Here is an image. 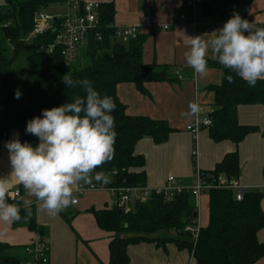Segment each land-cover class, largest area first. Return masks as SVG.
<instances>
[{
    "label": "trees",
    "instance_id": "16d2710c",
    "mask_svg": "<svg viewBox=\"0 0 264 264\" xmlns=\"http://www.w3.org/2000/svg\"><path fill=\"white\" fill-rule=\"evenodd\" d=\"M253 0H199L201 14L216 23H225L233 13L246 19ZM66 0H5L0 13V140L9 130H15L21 142L34 146L38 138L26 134L27 122L40 116L42 110L71 102L75 96H84L82 85L68 88L63 82L65 75L73 80L92 82L101 96H110L116 105L111 114L115 117L114 153L93 173H103L108 179L107 188H141L145 186L144 157L134 153L135 145L148 138L155 145L167 141L172 132L166 120L147 116H131L116 94L118 85L131 84L142 96H149L146 85L174 81L169 67L143 62L145 34L127 39L126 45L114 38L113 20L115 8L112 2L102 3L98 9V33L101 41L96 52L84 51L89 64L76 67L66 64L58 51L47 53L40 50L52 43L53 33L28 37L33 28L34 15L49 5L64 4ZM192 8H190V11ZM257 27L264 25L256 24ZM4 42L11 45V55L6 54ZM23 57L25 68L19 67ZM76 61V60H75ZM211 67L221 73L220 83L208 89L214 94L213 111L207 115L210 125L206 127L213 143L230 141L238 145L247 135L258 132L257 127L240 125L237 108L241 105H264V80L250 86L235 73L225 69L215 59ZM233 77L229 83L228 76ZM21 95L15 98L16 91ZM192 167L196 163L192 158ZM205 181L223 178L237 181L239 177L238 153L223 156L212 170L200 171ZM102 183V182H101ZM22 188L23 185L20 184ZM207 210L205 221L200 225L197 239L183 232L196 214L193 197L183 192L170 202L151 197L139 203L136 212L118 214L117 210L89 209L96 225L103 231L113 233L108 245V264H128L127 248L144 242L163 245L172 242L178 249L191 254L195 264H256L264 257V241L258 236L264 231V212L261 201L264 192H244L241 201H235L234 192L216 184H210L204 194ZM8 196L9 203H17ZM67 223L71 217L61 214ZM21 219L13 226H26L42 235V228L33 218V212L20 207ZM176 234L179 239L154 238L157 233ZM129 234L119 238L118 234ZM11 247L0 242V264H22L21 260L6 255Z\"/></svg>",
    "mask_w": 264,
    "mask_h": 264
},
{
    "label": "crops",
    "instance_id": "0c3cea01",
    "mask_svg": "<svg viewBox=\"0 0 264 264\" xmlns=\"http://www.w3.org/2000/svg\"><path fill=\"white\" fill-rule=\"evenodd\" d=\"M69 1L93 2L98 6L112 2L115 8L113 26L138 27L140 29L138 34L146 35L143 62L166 65L174 77L172 82L147 84L149 96L140 95L131 84L118 85L116 89L117 97L126 106L129 115L166 120L172 130L163 144L155 145L150 139L144 138L135 145L134 153L144 157L145 187H161L168 177H173L174 186L177 188L192 185L194 169L191 153L195 149L196 168L199 171L212 170L225 154L237 151L238 185L245 192H262L264 105H241L237 108L238 123L255 126L258 129V132L247 135L238 145L230 141L213 143L208 138L206 128L200 129L196 138H193L186 130L196 116H207L213 111L214 94L208 87L217 86L221 79L220 71L211 67L209 63L214 60L211 54L207 58V72L203 77L195 75L193 69L187 66L184 53L188 48L189 37L202 35L205 40L211 39L217 34L214 31L222 28L224 23H216L203 17L200 7L198 16L194 9L190 11L185 0ZM3 5L4 2L0 6V13L4 10ZM57 5H61L63 13L67 12L66 5ZM183 14L186 15H184L185 20L180 22L179 17ZM149 20L159 26L167 25L170 28L153 30L147 27ZM192 20L194 26L191 25ZM256 24L264 25V23ZM119 42L126 45L127 39ZM192 103L198 105L197 113L192 112L190 108ZM16 137V131L9 130L0 140V178H6L9 182L7 194L9 197H12L16 190L19 191V196L15 200L22 209H31L35 223L42 228L41 237L47 245L48 264H108V245L114 234L101 230L96 225L93 215L88 212L91 208L117 210L116 200L108 191L107 183H102L105 188L87 192L78 198L77 204L71 206L77 214L72 215L66 212L67 216L71 217L70 223H67L61 215L66 213L60 212L56 216H50L34 197H30L25 189L20 187L16 177L11 174L12 167L5 144ZM25 200L31 201L27 207L24 205ZM193 203L195 215L201 225L203 217L206 216V196L203 195L199 199L193 198ZM261 208L264 212V198L261 201ZM80 213H86V215L78 216ZM123 234H118V237L128 236ZM36 235L37 233L28 230L26 226L15 227L13 222L7 223L0 220V242L11 247L6 251V255L17 258L21 262L27 259L24 247L30 244ZM151 237L180 238L173 232L157 233ZM258 238L264 241V231ZM127 256L128 264H195L189 252L178 249L172 242L160 246L153 242L132 245L127 248ZM256 264H264V257Z\"/></svg>",
    "mask_w": 264,
    "mask_h": 264
},
{
    "label": "clouds",
    "instance_id": "9594fccd",
    "mask_svg": "<svg viewBox=\"0 0 264 264\" xmlns=\"http://www.w3.org/2000/svg\"><path fill=\"white\" fill-rule=\"evenodd\" d=\"M211 39L202 35L189 37L184 53L188 67L195 75L207 72L209 54L225 69L255 86L264 80V27L242 18L238 13L214 31ZM229 83L233 77L228 76ZM68 88L82 85L84 96H75L71 102L42 110L40 116L27 122L26 134L38 138L35 146L21 142L18 136L6 142L12 167L11 174L23 185L30 197L50 216H56L77 203L78 185L92 184L93 179L104 184L109 179L103 173H93L114 153L116 138L114 100L101 94L92 82L73 80L65 75ZM17 90L15 98H20ZM193 113L198 105L190 104ZM8 180L0 178V220L12 223L21 219L20 205L8 202ZM25 200L24 205H30Z\"/></svg>",
    "mask_w": 264,
    "mask_h": 264
},
{
    "label": "built area",
    "instance_id": "2783aa9c",
    "mask_svg": "<svg viewBox=\"0 0 264 264\" xmlns=\"http://www.w3.org/2000/svg\"><path fill=\"white\" fill-rule=\"evenodd\" d=\"M195 1L196 0H185L186 5L189 8H192V10L194 9ZM64 5L67 6V12L61 16L53 17L43 13V10L37 12L34 15L33 28L28 37H37L48 32L53 33L52 43L49 45H43L40 47V50H44L47 53L58 51L64 59V62L66 64H71L75 62L80 52L84 53L86 50L89 33L93 34V40L96 46L97 43L101 41V36L97 32L99 28V6L93 2L69 0H66ZM184 20L185 17L181 15L179 21L183 22ZM191 25L194 26L193 20L191 21ZM147 27H150L153 30H168L170 28L167 25L159 26L152 20L148 21ZM114 28V38L117 41L132 38L140 33L138 27ZM210 123L211 122L207 116H196L193 122L186 127V130L193 138H196L199 130L206 128ZM191 156L195 161V149L192 151ZM99 184L102 183L95 179H93L92 184H83L81 182V184L78 185V191L75 193L77 200L87 192L99 190ZM210 184H216L217 186L232 190L234 192L235 201L238 202L242 200L245 192L244 189L238 185L237 181L228 182L223 178H218L214 183H212V181H205L203 175L197 168L194 169L193 183L189 189L175 187L173 177H168L165 184L161 187L147 188L144 186L131 189L108 188V191L116 200L115 208L122 214H129L130 212H133V204L135 201H138L139 203L145 202L154 196L160 197L165 202H170L176 195L185 192L194 199H199L206 193ZM262 192H264V185L262 186ZM18 196L19 191L16 190L13 192L11 198H18ZM199 230L200 224L197 217L193 218L190 223L183 228V232L190 235L191 239L194 241L198 237ZM24 253L27 255V259L23 260L22 264H48L47 245L45 240L39 234L35 236L30 244L24 247Z\"/></svg>",
    "mask_w": 264,
    "mask_h": 264
},
{
    "label": "rangeland",
    "instance_id": "374dc122",
    "mask_svg": "<svg viewBox=\"0 0 264 264\" xmlns=\"http://www.w3.org/2000/svg\"><path fill=\"white\" fill-rule=\"evenodd\" d=\"M3 2H4V0H0V6L3 4ZM63 11L64 10L61 7V5L53 4V5H49L46 9H44L43 13L51 15L53 17H57V16H61V15L65 14V13H63ZM263 11H264V0H253L251 5H250L246 20H248V21L252 20L254 24L255 23H264V12ZM194 12L197 13V15L199 16V0L195 1ZM184 15L185 14H183V16ZM3 45L5 48L6 54L11 55V52H12L11 45L6 43V42H4ZM84 56H85L84 53L80 52L79 58L76 59V61L74 62L73 65H75L76 67H79V68H82V66H84V65L87 66L89 64V57H87V56L84 57ZM83 58H84V60H83ZM18 65H19V67H22V68L24 67L25 72L27 71L26 70V64L24 62L23 57L19 58ZM190 187H191V184L189 186L183 187V189H189ZM62 212L63 213L69 212L72 215L77 214L74 212V209L71 206L66 208ZM83 214L86 215V213H80V214H78V216L79 215L82 216ZM204 221H205V216L203 217L201 223H203ZM127 235H129V234H127V233L123 234V236H127Z\"/></svg>",
    "mask_w": 264,
    "mask_h": 264
},
{
    "label": "water",
    "instance_id": "95a60500",
    "mask_svg": "<svg viewBox=\"0 0 264 264\" xmlns=\"http://www.w3.org/2000/svg\"><path fill=\"white\" fill-rule=\"evenodd\" d=\"M86 50L88 52H96L97 51V46L94 43L93 34L92 33H89L88 40H87ZM99 187H100V189L101 188H105V185L104 184H99ZM138 207H139V202L138 201H135L134 204H133V211L136 212L138 210ZM118 214L120 215L121 212L118 211ZM193 217L195 218L196 215L194 214Z\"/></svg>",
    "mask_w": 264,
    "mask_h": 264
}]
</instances>
